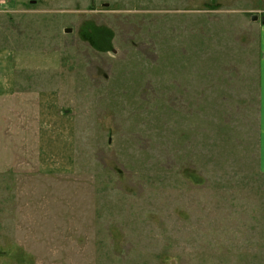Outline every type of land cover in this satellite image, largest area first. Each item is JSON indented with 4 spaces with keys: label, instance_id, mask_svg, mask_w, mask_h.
Listing matches in <instances>:
<instances>
[{
    "label": "rangeland",
    "instance_id": "1",
    "mask_svg": "<svg viewBox=\"0 0 264 264\" xmlns=\"http://www.w3.org/2000/svg\"><path fill=\"white\" fill-rule=\"evenodd\" d=\"M0 8L33 93L0 107V264H264V0ZM47 90L75 120L66 171L40 165Z\"/></svg>",
    "mask_w": 264,
    "mask_h": 264
},
{
    "label": "crops",
    "instance_id": "2",
    "mask_svg": "<svg viewBox=\"0 0 264 264\" xmlns=\"http://www.w3.org/2000/svg\"><path fill=\"white\" fill-rule=\"evenodd\" d=\"M264 11V10H263ZM259 20L258 65V167L264 173V22ZM257 20V21H258ZM21 58L11 50H0V107L19 106L24 101L28 86H23L18 72L22 71ZM19 65V66H18ZM24 87V88H23ZM38 95V94H37ZM36 112L39 115L36 132L38 135V156L43 170L66 171L73 161V135H76L75 120L65 110L61 111L59 93L52 90L41 91ZM22 107V105L20 106ZM23 108V107H22ZM29 106L24 107V109Z\"/></svg>",
    "mask_w": 264,
    "mask_h": 264
},
{
    "label": "water",
    "instance_id": "3",
    "mask_svg": "<svg viewBox=\"0 0 264 264\" xmlns=\"http://www.w3.org/2000/svg\"><path fill=\"white\" fill-rule=\"evenodd\" d=\"M108 5H109L108 3L105 4V6H108ZM252 19L254 21H257L259 19V16L257 14H255V15L252 16ZM260 19H261L262 22H264V15H262ZM66 31L67 32L68 31H72V29H67Z\"/></svg>",
    "mask_w": 264,
    "mask_h": 264
},
{
    "label": "trees",
    "instance_id": "4",
    "mask_svg": "<svg viewBox=\"0 0 264 264\" xmlns=\"http://www.w3.org/2000/svg\"><path fill=\"white\" fill-rule=\"evenodd\" d=\"M94 30H95V32H96V31H98V32L106 31V29H103V28H95ZM94 30H93V31H94ZM106 32L109 33L108 31H106ZM92 33H93V32H92ZM92 33H91V34H92Z\"/></svg>",
    "mask_w": 264,
    "mask_h": 264
},
{
    "label": "built area",
    "instance_id": "5",
    "mask_svg": "<svg viewBox=\"0 0 264 264\" xmlns=\"http://www.w3.org/2000/svg\"><path fill=\"white\" fill-rule=\"evenodd\" d=\"M2 1H5V0H0V4H1V2ZM4 3V2H3ZM3 6V5H2ZM5 10H2L1 8H0V12H4Z\"/></svg>",
    "mask_w": 264,
    "mask_h": 264
}]
</instances>
